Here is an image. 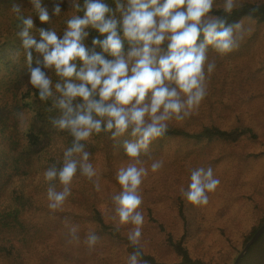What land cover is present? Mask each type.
Segmentation results:
<instances>
[{
  "label": "clouds",
  "instance_id": "9594fccd",
  "mask_svg": "<svg viewBox=\"0 0 264 264\" xmlns=\"http://www.w3.org/2000/svg\"><path fill=\"white\" fill-rule=\"evenodd\" d=\"M30 2L41 23H50L42 0ZM113 2L114 6L106 0H83V15L67 19L62 35L53 28H39V40L32 34V16H24L19 4L11 11L21 21L17 36L24 49L28 83L41 101H51L50 110L58 112L50 120L52 126L72 137L62 161L44 172L49 182L48 207L56 210L64 204L77 173L90 181L97 177L86 142L93 135L108 134L129 158L116 172L121 191L112 197L113 219L118 217L120 225L133 226L127 237L133 247L128 264H141L144 217L139 211L143 203L140 188L148 175L141 156L148 154L154 140L166 134L170 121L190 117L201 104L207 95L208 77L216 68L215 60L209 59V49L220 55L232 52L244 39V28L241 21L229 24L226 16L213 15L216 0ZM69 4L81 11L77 0H69ZM241 6L238 0H223L222 10L231 15ZM61 13L56 4L52 14L58 17ZM90 29L99 33L92 38L91 47L86 43ZM12 59L18 60L19 52ZM53 71L58 77L55 83L49 75ZM16 115L23 121V113ZM129 136L131 139L126 138ZM150 167L157 172L163 162L154 160ZM57 180L63 186L59 191L54 183ZM93 182L100 191L98 180ZM219 184L211 167L196 168L182 195L193 205H207L208 194ZM69 236V243L79 240L78 225L70 226ZM99 239L89 233L85 242L92 248Z\"/></svg>",
  "mask_w": 264,
  "mask_h": 264
},
{
  "label": "rangeland",
  "instance_id": "374dc122",
  "mask_svg": "<svg viewBox=\"0 0 264 264\" xmlns=\"http://www.w3.org/2000/svg\"><path fill=\"white\" fill-rule=\"evenodd\" d=\"M222 5L223 0H216L214 6ZM60 7L62 13L54 18L55 28L58 21L60 24L65 21L66 13H75L70 4ZM241 22L244 39L237 49L225 55L209 49V59L215 60L216 68L208 77L205 99L190 117L180 121L173 119L169 125L188 130H199L203 125H216L221 129L250 126L259 133V139H244L235 144L218 142L205 150L183 145L180 141H167L160 151L149 148L147 155L142 154V166L148 169V175L140 188L143 203L139 211L144 223L139 245L160 261H177L168 243L172 237L184 239L195 258L214 264H234L237 252L244 248L245 237L263 218L264 155L260 154L264 152V24L248 19ZM90 31L92 37L99 36L96 30ZM57 32L63 34L58 28ZM54 77L57 81L55 73ZM115 154L118 170L127 165L129 158L117 150ZM154 160L163 162L157 172L151 171ZM90 162L100 184V209L106 219L128 237L133 226L120 225L118 217L113 219L112 197L121 191V186L112 184L106 177L101 156L91 158ZM200 167H211L220 181L216 190L208 194L207 205H193L182 195V189L186 190L190 183L191 171ZM38 183L39 180L33 178L26 186L37 195ZM72 225H78L79 240L69 243ZM65 227L57 232L53 243L58 250L70 251L82 262H70L59 256L56 264H128L130 253L125 247L100 238L89 248L85 240L94 229L89 224L69 221Z\"/></svg>",
  "mask_w": 264,
  "mask_h": 264
},
{
  "label": "trees",
  "instance_id": "16d2710c",
  "mask_svg": "<svg viewBox=\"0 0 264 264\" xmlns=\"http://www.w3.org/2000/svg\"><path fill=\"white\" fill-rule=\"evenodd\" d=\"M77 2L81 4V11L74 9L73 15L66 13L65 21L56 23L62 33L67 19L83 15V0ZM106 2L114 6L113 0ZM238 3L242 6L237 7L231 15L224 13L222 7L216 6L213 8V15L226 16L229 24L243 19L264 24V0ZM14 4L22 6L24 16H32L35 24L32 34L39 40V28H53L57 32L54 27L56 16L52 15V9L56 4L66 7L69 0H42L43 6L50 13V23H41L31 3H24L23 0H0V264H56L59 256L70 262L81 263L82 260L72 252L58 250L53 243L57 232L66 228V220L89 224L94 228L93 233L100 238L125 247L131 253L133 247L128 238L122 235L119 227L106 219L99 207V191L93 182L98 180L97 177L90 181L77 173L71 184V195L64 204L56 210L48 207L49 182L45 180L44 172L51 165L62 161L63 151L70 146L72 137L66 131H59L52 126L50 120L58 112L50 110L51 101H41L37 90L28 83L24 49L17 36L21 21L11 11ZM57 34L61 35L59 32ZM91 34L90 31V38L86 40L90 47L93 38ZM125 48L127 49V44ZM96 50L100 51L99 48ZM17 52L22 55L18 60H13L12 56ZM33 56L34 59L37 57L35 50ZM49 75L55 83L54 71L49 72ZM17 113L24 114L23 121L17 118ZM126 138L131 139L130 136ZM244 139L258 140L259 133L250 126L221 129L216 125H203L199 130H188L182 126L169 125L166 134L154 140L150 149L160 151L167 141H180L183 145L205 150L218 142L235 144ZM86 150L91 153L90 160L97 155L101 156L106 177L112 184L119 185L116 180L115 151L124 153L122 146H115L108 134L101 133L93 135L86 142ZM260 155H264V152ZM33 178L39 180L37 195L30 192V186H26ZM54 183L58 191L62 189L58 180ZM262 217L259 225L245 237L243 247L264 224V215ZM168 243L177 256L176 262L160 261L139 245L143 251L141 264H214L193 257L184 239L175 240L170 237ZM240 264H264V233L249 248Z\"/></svg>",
  "mask_w": 264,
  "mask_h": 264
},
{
  "label": "water",
  "instance_id": "95a60500",
  "mask_svg": "<svg viewBox=\"0 0 264 264\" xmlns=\"http://www.w3.org/2000/svg\"><path fill=\"white\" fill-rule=\"evenodd\" d=\"M264 233V224L259 228V230L255 233V235L247 242V244L244 246L240 254L237 256L234 264H240L241 260L244 258V256L247 254L249 248L257 242V240L262 236Z\"/></svg>",
  "mask_w": 264,
  "mask_h": 264
}]
</instances>
